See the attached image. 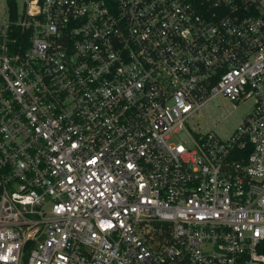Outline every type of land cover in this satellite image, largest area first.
<instances>
[{"label": "built area", "instance_id": "obj_1", "mask_svg": "<svg viewBox=\"0 0 264 264\" xmlns=\"http://www.w3.org/2000/svg\"><path fill=\"white\" fill-rule=\"evenodd\" d=\"M0 264H264V0H0Z\"/></svg>", "mask_w": 264, "mask_h": 264}, {"label": "rangeland", "instance_id": "obj_2", "mask_svg": "<svg viewBox=\"0 0 264 264\" xmlns=\"http://www.w3.org/2000/svg\"><path fill=\"white\" fill-rule=\"evenodd\" d=\"M252 102L233 104L224 99L211 102L188 120L193 131H213L220 137H228L238 126L242 117L251 111Z\"/></svg>", "mask_w": 264, "mask_h": 264}]
</instances>
